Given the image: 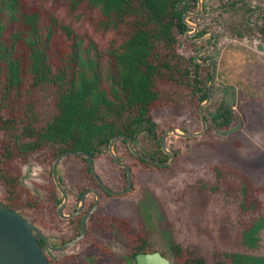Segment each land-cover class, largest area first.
Returning <instances> with one entry per match:
<instances>
[{
  "label": "trees",
  "instance_id": "16d2710c",
  "mask_svg": "<svg viewBox=\"0 0 264 264\" xmlns=\"http://www.w3.org/2000/svg\"><path fill=\"white\" fill-rule=\"evenodd\" d=\"M218 2L226 8L246 4L243 0ZM45 3H50L49 7H44ZM62 5L68 15L85 7L91 14L93 30L111 31L119 43L101 51L91 37L59 21L56 10ZM196 9L197 0H0V200L9 209L34 213L41 206L22 185L21 166L42 151L47 162L63 152L89 153L97 171L100 165L107 169V177L116 172L126 180L124 169L107 154L110 140L124 135L137 151L153 160L134 157L125 141H118L114 150L125 145L132 172L135 168L149 172L167 169L154 163L169 160L160 146L164 131H157L155 112L189 103L197 118L210 78L208 73L202 80L201 66L193 57L186 59L179 53L180 41H185L183 34L190 31L182 16ZM259 31L264 38V28ZM205 33L202 30L194 38ZM237 36L244 35L238 32ZM37 91L47 94L42 95L49 102L47 117L38 113L39 102L21 104L26 94ZM228 120V112L215 114L206 134L215 126L228 127ZM169 127L186 132L178 125ZM141 133L155 143L153 152L137 148ZM170 151L178 156L175 150ZM66 158L81 164L76 182L80 193L88 187L99 189L84 157ZM242 181L241 212L260 211V189L254 188L247 176ZM103 183L118 189L104 178ZM107 219L136 241L132 258L140 252H152L143 235L127 233L130 220ZM263 229L264 217L253 219L242 231V243L255 247ZM169 252L175 264H206L191 249L178 244H170ZM229 258L232 264H264L263 257L235 253Z\"/></svg>",
  "mask_w": 264,
  "mask_h": 264
},
{
  "label": "rangeland",
  "instance_id": "374dc122",
  "mask_svg": "<svg viewBox=\"0 0 264 264\" xmlns=\"http://www.w3.org/2000/svg\"><path fill=\"white\" fill-rule=\"evenodd\" d=\"M243 1L245 5L226 8L217 0H203L205 7L200 14L188 18L198 31L205 30L207 35L214 33L217 36V41L201 56L216 61L213 97L204 112L210 125L215 112L230 106L232 113L228 127L215 126L208 135L182 139L184 141L168 135L167 149L178 153L171 165L165 170L152 172L135 168L134 189L125 196L104 197L97 209L99 215L130 220L132 233L146 237L151 251L160 252L173 264L170 244L191 249L206 264H232L229 255L235 253L264 258V229L259 233L255 247L242 243L243 229L253 219L264 217V38L259 31L264 28V0ZM49 5L45 3L44 7ZM56 15L63 24H70L79 34L91 37L103 52L119 43L111 31L93 30L89 20L91 14L85 7L68 15L66 6L62 5ZM238 32L244 36L238 37ZM210 42L208 38L193 47L189 41L181 40L179 53L189 59ZM199 72L201 79L205 80L209 67H201ZM43 94L46 93L26 94L21 104L28 100L39 102L38 113L47 117L49 102L42 97ZM192 108L189 103H184L177 109L156 111L157 131H165L170 124L184 128V133L200 131L199 109L196 118ZM136 146L149 152L156 149L155 143L143 133L138 135ZM124 148V144L118 145L115 154L128 164L131 160ZM44 155V151L33 154L21 166L22 185L43 203L48 190L55 191L51 178L52 162L44 161ZM105 158L103 156V162ZM80 168L81 164L72 158H64L58 165L59 175L63 176L73 194V174H77ZM106 170L98 166V172L109 184L114 183L119 190L126 187V180L121 175L115 172L107 177ZM243 176L250 179L254 188L260 189L262 208L258 212L243 213L240 210ZM2 192L0 186V195ZM58 196L61 197L59 193ZM17 212L34 222L32 211ZM92 237L96 240L95 235ZM90 241L91 237L84 240L78 255L80 263L77 264H100L86 262L80 256H85V249H89V259L93 261L96 253L91 249ZM97 243L108 250L113 249L119 264L127 262L131 245L124 238L114 242L99 238ZM76 248L72 249L75 253L78 252Z\"/></svg>",
  "mask_w": 264,
  "mask_h": 264
},
{
  "label": "water",
  "instance_id": "95a60500",
  "mask_svg": "<svg viewBox=\"0 0 264 264\" xmlns=\"http://www.w3.org/2000/svg\"><path fill=\"white\" fill-rule=\"evenodd\" d=\"M202 1H197V11L194 13H186L182 16L183 22L193 28V32L191 33H185L184 38L189 39L190 36H193L196 31L197 27L194 25H191L187 22V18L190 17H196L199 15L202 9ZM228 1V0H224ZM235 1H241V0H235ZM210 36L213 37V41L205 48H203L201 51L197 52L194 55V61L202 66H209L210 67V79L207 85V95L206 99L200 104L199 106V120H200V131L197 132H180L177 128L169 127L167 128L164 133L162 134V137L160 139V146L162 149V152L169 157V160L166 163H159L155 161L154 163L160 167H168L171 165L172 161L175 158V154L168 150L166 147V138L168 135L175 136L176 138L180 139H191L196 137L203 136L207 131V120L205 117L204 109L210 104L212 99V88L216 76V67H215V59H210L206 62H199L197 58L207 52L208 49H210L213 46V43L216 41V35L210 34ZM207 36H204L198 40H193V42H200L207 38ZM229 111L231 112V107H228ZM125 141L128 150L130 153L137 158L146 160V161H153L149 157L143 155L137 149H135L133 142L127 138L124 135H120L117 137H114L110 140L107 152L110 156L113 163L119 167L124 169L125 175H126V188L123 191H112L109 190L99 179V177L96 174L95 166L93 163L92 156L89 153L86 152H63L61 153L56 160L53 162L52 166V177L55 183L56 188L63 196V202L59 207L57 208V213L60 218H68L63 214V209L67 202V193L63 187V185L60 183L57 175V168L59 163L62 159L65 157H76V156H82L87 160L89 170L95 180L97 181L100 188L108 193L110 196H124L128 194L132 187H133V172L129 165L126 163L120 161L115 154L114 151V145L118 141ZM89 193H93L96 196V201L92 209L87 212L81 221V232L80 236L69 243L58 247L53 248L50 246L49 242L47 241V238L41 234L38 230V228L33 225L31 222L26 220L24 217L20 215L19 212L9 209L1 200H0V264H49L45 255L44 250L41 248L37 236H39L47 245L48 249L54 250V251H61L65 248H68L70 246H73L77 244L84 236L85 233V224L86 220L90 216V214L93 213L95 208L98 205L99 201V194L96 190L89 189L85 191L81 197V206L78 208L77 212L71 215L70 217L76 216L81 210L84 203V200L86 196ZM136 264H173L171 260H169L167 257L162 256L159 252H152V253H146V254H138L135 257Z\"/></svg>",
  "mask_w": 264,
  "mask_h": 264
},
{
  "label": "flooded vegetation",
  "instance_id": "af4514ba",
  "mask_svg": "<svg viewBox=\"0 0 264 264\" xmlns=\"http://www.w3.org/2000/svg\"><path fill=\"white\" fill-rule=\"evenodd\" d=\"M202 9H203V1H202ZM196 11H197V9H196ZM187 22H188V18H187ZM187 27L190 29V31H187L185 33H191V32H193V28L192 27H189V26H187ZM201 31H198V29H197L196 33L193 36H190L189 39H185L184 38L185 41H189L193 45H196V43H201L202 41H205L208 38L211 39V42L213 41V37L210 36V34H214V33H208V37L205 38L204 40H202L200 42H193V40H198V39H200V38H202L204 36H207V33H205L204 35H202L200 37L194 38V36L198 32H201ZM184 34H183V37H184ZM216 41H217V36H216ZM207 46H205V47H207ZM205 47H202L197 52L201 51ZM194 55H193V57H194ZM201 56H199V57H201ZM198 58H197V60H198ZM210 59H213V58H205L204 61H199V60L198 61L199 62H206V61H208ZM193 61H194V58H193ZM215 65H216V63H215ZM200 66L201 67H205V66H202V65H200ZM209 73H210V67H209ZM215 78H216V76H215ZM214 83H215V80H214ZM207 85H208V83H207ZM213 87H214V84H213ZM206 90H207V87H206ZM212 91H213V88H212ZM206 95H207V91H206ZM212 97H213V92H212ZM228 107H230V106H226V107L222 108L221 110L218 109L219 111L217 113L215 112L212 115L211 123H212V120H213V117H214L215 114H220V116H222L226 112H228V117H229L228 125H229V123L231 121V119H230L231 116L230 115L232 113V109H231V112H230L229 109H228ZM207 128H208V121H207ZM185 140H187V139H185ZM53 162H52V166H53ZM52 166H51V178H52V181H53V184H54L55 191L53 189L48 190V192L46 193V201L44 203L43 202H40L41 206L39 207V209L37 210V212H34L33 213L34 216H35L34 217L35 220L32 223L33 225H35L38 228L39 232L41 234H43L47 238V241L49 242V244H50L51 247H53V248L61 247V246L69 243L70 241H72V240H74V239H76V238H78L80 236L82 218L94 206L95 201H96V196L93 193H89L86 196L85 200H84V203H83V206H82V210L76 216H74V217H70V216L73 215L74 213H76L77 210H78V208L81 206V204H80L81 197H82V195H83V193L85 191H87L89 189L96 190L98 192V194H99V201H98V205L95 208V210L93 211V213L90 214V216L86 220L84 236H83V238L77 244H75L73 246H70L68 248H65V249H63L61 251H54V250L48 249L46 243L39 236H37V240H38L41 248L45 252V255H46V258H47L48 263L49 264H77V263H80V260H79V257H78L79 250H81V246L84 243V240H86L89 237H91V241H90V245L92 246L91 249L93 251H95L96 256H94L95 259L93 258V261H91L89 259L90 258L89 257L90 255L88 253V250L89 249H85V254H84L85 256L80 255V256H82V258L84 259V261H86V262L88 261L90 263H93L94 261H96V262H98L100 264H119L118 258L115 257L114 253L112 252L113 249L112 250H108L107 248H104L103 245H101V243H99V244L97 243V239L101 238V239H105V240L114 242V241L120 240L121 238H124L128 242V244L131 245V248H130V253L128 255V260H127V262H125L123 264H130V262H132L133 264H136V262H135L136 255H138V254H146V253L140 252V253L136 254L135 256H133V258H132V255L135 253V250H136V241L134 240V238L130 239V236L129 235L127 236L125 233H123L120 230V228L118 227V225H112L110 223V221L107 219V217H113V216H109V215H99L97 213V209L99 207V204H100L101 200H103L104 197H108L109 198V197H120V196H110L108 193H106L105 191H103L100 188L99 185H98L99 189L98 188H94V187H88V188H86L85 190H83L80 193L79 187L76 184V182L78 180H80L78 178V175L80 173V169L77 172V174H73V176H74V179H73V182H74L73 184L74 185H72V187H73L72 189H74L73 190L74 191V194H73V192L70 189V186H68L66 184V181L63 178V176L59 175V173L57 171L58 179H59L60 183H61V180H63V183H61V184L63 185V187H64V189H65V191L67 193V202H66V205H65V207L63 209V214L65 216H67L68 218H65V219L60 218L59 215H58V213H57V208L63 202V196H62V194L58 191V189L55 186V183H54V180H53V177H52ZM57 170H58V168H57ZM95 170H96V168H95ZM89 172H90V170H89ZM97 172L98 171L96 170V174L99 177V175H98ZM90 174H91V172H90ZM92 177H93V175H92ZM99 179L103 183V177H99ZM94 180H95V178H94ZM21 182H22V178H21ZM96 183H97V181H96ZM107 188L109 190H112V191H123L124 190V189H122V190L110 189L109 187H107ZM56 192H58L61 197H59L58 196V193H56ZM104 193H106L108 196H106ZM54 203H55V205H54ZM131 227H132V225L130 223L129 228L127 229V233L130 234L131 236H135L136 234L135 233H132V228ZM93 235H95L96 240H95V238L92 237ZM148 245L150 246L149 241H148ZM76 247L78 248V252L77 253L73 252V250H72L73 248H76ZM139 249L140 250H143L144 248H142L140 246ZM65 252H71V253H69L70 255H64ZM152 252H158V251H152ZM152 252H150V253H152ZM60 255H62V256L60 257ZM97 256H99L100 259H97ZM162 256H164V255H162Z\"/></svg>",
  "mask_w": 264,
  "mask_h": 264
}]
</instances>
